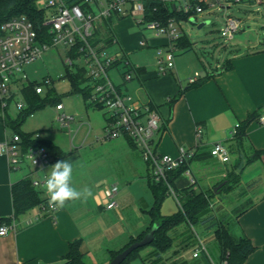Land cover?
<instances>
[{
    "label": "crops",
    "instance_id": "0c3cea01",
    "mask_svg": "<svg viewBox=\"0 0 264 264\" xmlns=\"http://www.w3.org/2000/svg\"><path fill=\"white\" fill-rule=\"evenodd\" d=\"M126 1L129 9L131 1ZM240 4L247 7L244 12L248 28L242 29L238 37L249 34L251 44H246L247 38L238 39L233 43L235 46L222 52L214 64L206 65L193 54L195 42L181 29L182 35L188 38L187 44H191L193 49L177 48L175 68L169 74L158 76L156 65L137 66L144 69L133 74L137 82L132 79L127 81L130 82L128 86L116 85L134 99L157 109L160 124L155 141L160 154L176 158L183 149L199 151L198 158L175 179L176 189L192 186L188 173L195 178L197 191L213 189L232 171L240 174L239 186L227 195H236L233 208L246 201L253 206L235 218L236 229L230 225L231 232L237 238L249 239L255 247L244 264H264V155L248 161L255 150L264 151V124L258 120L264 111V34L258 33L260 20L264 19V3ZM240 4L230 6L227 13L230 14V10ZM171 6L174 9L178 7ZM213 13L194 16L198 22V17ZM127 18L139 26L130 16H117L99 29L105 42L111 37V28L112 35L117 38V43L111 46L113 51H121L129 57L131 52L144 47L157 49L159 53L169 48L165 37L150 38L146 45L141 46L142 39L147 36L132 31L134 23L129 21L126 25ZM203 23L205 26L210 22ZM196 73L200 74L197 82L189 84V78ZM237 124L244 129L239 140L237 135L233 137L231 134ZM199 128L202 129L200 137L197 134ZM10 130L0 120V141L12 138L14 132L9 134ZM39 139L45 138L40 136ZM45 140L57 146L54 141ZM104 142L110 150L97 163L98 167L91 169L83 168L81 161L89 155L88 150L69 153L61 149L63 155L58 159L51 154L52 162L44 170L45 174L57 161L72 158L76 164L73 185L82 189V181L87 178L93 193L87 202L68 203L57 211L54 218L43 217L40 206L17 219L13 217L12 185L26 178L32 168L11 171L7 158L0 156V227L9 226L7 235H0V264H63L70 253V244L77 240L81 241V250L89 263L109 264L114 253L122 251L131 239L138 238L149 228L152 221L149 211L154 205L150 164L127 137ZM218 142L228 147L230 162L221 163L210 156L211 147ZM115 185L120 188L114 198L117 207L108 209L104 191ZM241 189L246 193L240 196Z\"/></svg>",
    "mask_w": 264,
    "mask_h": 264
},
{
    "label": "built area",
    "instance_id": "2783aa9c",
    "mask_svg": "<svg viewBox=\"0 0 264 264\" xmlns=\"http://www.w3.org/2000/svg\"><path fill=\"white\" fill-rule=\"evenodd\" d=\"M243 2L263 4L264 0H190L185 6H178L176 9L184 13L193 12L194 15L223 10L224 27L221 29V36L224 41H232L242 30L243 22L240 18L229 15L227 9ZM38 3L40 8L48 12L44 25L49 27V41L41 39L26 16L14 17L0 25V108L3 116L6 110L11 111L12 106L18 112L27 107L23 88L31 79L26 67L41 59L50 49H63L66 54L63 62L67 73H76L79 69L85 73L87 80L82 88L89 93L86 102L90 106L105 109L109 114L104 127V138L110 140L129 137L150 164L155 179L168 183V172L190 161L195 151L183 149L176 158L157 151L155 136L160 124L157 109L121 91L109 74L110 69L122 63L126 68L123 78L125 81H131L138 67L132 65L123 52L111 49V46L117 43L114 35L108 42L101 41L96 45L91 40L104 23L117 16H130L150 33L149 37L142 39L141 46L146 45L150 38L165 37L168 40L169 48L160 51L156 62L157 75L165 76L175 68V42L182 36V31L176 27V21L170 20L162 24L146 20L144 0L131 2L129 9L125 8L128 4L126 0H85L82 4L72 6L65 0H39ZM194 15L190 19L195 18ZM199 77L200 74L196 73L189 78V84L196 83ZM52 81L50 77L43 80L48 87ZM36 92L44 94L41 84L36 86ZM56 109L57 119L64 127L70 128L75 116L65 113L62 102L57 104ZM258 120L264 124V111ZM239 127L240 124H237L231 133L233 137L238 134ZM197 134L200 137L202 129L199 128ZM35 138H40L38 133ZM21 142V137L17 134L0 141V156L7 158L11 171H24L31 167L32 171L27 177L31 178L32 185L42 192L43 197L49 200L44 189L47 176L44 170L52 162L51 153L43 146L30 147L25 151ZM210 152L211 156L221 163L231 160L230 151L222 142L214 144ZM188 174L191 185H196L195 178ZM169 191L175 196L170 185ZM118 192L119 187L116 185L105 189L104 197L108 209L117 207L114 198ZM40 210L43 217L54 218L59 209L50 206L48 202L47 206H40ZM8 232L9 226L0 227L1 236L7 235ZM199 256L200 250L196 249L193 257Z\"/></svg>",
    "mask_w": 264,
    "mask_h": 264
},
{
    "label": "trees",
    "instance_id": "16d2710c",
    "mask_svg": "<svg viewBox=\"0 0 264 264\" xmlns=\"http://www.w3.org/2000/svg\"><path fill=\"white\" fill-rule=\"evenodd\" d=\"M65 1L68 5L72 6L75 4H82L85 0ZM38 2L39 0H0V25L14 17L26 16L33 23L41 39L43 41H49L51 38L49 27L44 25V20L48 12L40 8ZM144 6L146 20L158 21L162 24H166L170 20H175L176 22L189 21L191 20V16L194 15L193 12L184 13L178 9H174L173 6L164 0H144ZM106 24H108V22H106ZM109 31L112 37L113 33L111 28ZM102 40L103 38L100 36V31L98 30L91 41L96 45ZM106 40L108 39L106 38ZM187 42L188 38L184 34L176 40L175 46L177 48H183L185 51H190L193 48L192 45L187 44ZM143 70L142 68H138L136 72L141 73ZM66 76L71 81L73 92L81 94L86 101L89 93L82 88L83 83L87 80L84 71L79 69L76 73H67L66 69ZM38 84L41 83L30 81L29 84L25 85L23 88L24 98L27 103V107L24 110L18 112L16 117L12 118L9 110H6L3 116L2 109L0 108V120L3 121L7 128H10L14 132V135L17 134L21 137L23 150L26 151L30 147L43 146L51 152L52 156L58 159L63 155L61 148L54 145L49 140L35 138L36 132L24 133L20 130L28 115H32L36 110L42 109L48 104L55 103V106H57L58 103H61L60 97L57 95L56 98L52 90H49L47 96L38 94L36 92V86ZM119 89L121 90L120 87ZM243 135L244 129L240 125L236 138L239 140ZM127 138L135 146L133 141L129 137ZM198 152L199 151L195 152L194 157L190 161L168 172V183L165 181H157L151 171L149 178L150 188L154 197V205L149 211L152 219L151 224L142 235L136 239H131L130 243L122 251L131 244L142 240L155 224L159 225V229L155 234V240L150 245L135 250L122 264H127L132 255L149 246L154 247V249L142 257L144 264H163L167 259L172 260L171 264H207L210 262L207 254H205V263L196 259L198 257H193L196 260L192 263H188L187 260L182 257L184 251L194 247L196 244L192 227L202 224L206 225L207 235L212 231L211 238L216 242L218 247L219 255L217 264H244L248 256L254 251L255 247L249 239L245 237H235L230 228L231 217L237 218L244 214L253 206V203L246 201L243 204L235 206L231 213L218 218L213 214L212 209V200L218 193L215 192L214 189L197 191L194 185L181 190L175 188V179L186 171L189 163L198 158ZM263 155L264 151L255 150L248 161L252 162ZM224 182L226 184L223 186L224 189L222 188V191L227 194L231 193L241 182L240 174H236L232 171L227 175L224 181H221L217 185ZM169 185L175 192V196L179 203V210L172 215L165 216L161 213V207L165 198L171 194ZM245 193L246 191L244 189L239 191L240 196ZM12 195L14 206L13 217L16 219L35 207L48 205V199L44 198L42 192L32 185L30 177H26L14 183L12 185ZM183 225L186 226L185 230L176 234V230ZM81 244L80 240L70 244V253L63 264H91L87 261L86 254L82 252ZM122 251L114 253L113 259Z\"/></svg>",
    "mask_w": 264,
    "mask_h": 264
},
{
    "label": "rangeland",
    "instance_id": "374dc122",
    "mask_svg": "<svg viewBox=\"0 0 264 264\" xmlns=\"http://www.w3.org/2000/svg\"><path fill=\"white\" fill-rule=\"evenodd\" d=\"M128 1L133 2L136 0ZM164 1L170 5L177 6H185V4L188 3V0ZM126 7L127 4L125 5V8ZM245 8H247L245 5L240 4V6L234 7L232 11L230 10L229 14L242 19L244 23L243 26H245L242 28L243 30L248 28L245 20L247 18L246 13L244 12ZM248 10H250V8H248ZM262 15L264 16V7ZM128 19L130 18H127L124 22L126 25H128L130 23L129 21H131ZM205 21H209L210 23L206 24L202 28H199V25ZM259 25H262V27H258V33L260 32L259 34L262 35L264 34V19L260 20ZM132 26V31L142 32L145 36L149 37L150 33L143 29L142 26H137L135 23ZM176 27L179 29V31L184 29L185 32L191 36V39L196 45L193 54L197 55L198 58L206 65L209 63L211 65L214 64L219 59L220 54L231 48L234 45L233 43H235L238 39L246 40L247 38L245 41L246 44H251L248 40L249 34L238 37L239 34L243 32V30L242 32L238 33L232 41H224V38L220 36V30L224 27L223 10H215L213 14H204L201 17H198L197 24H191L187 21L176 22ZM65 56L66 54L63 49H50L44 53L41 59L27 66L26 72L29 75L31 81L41 83V86L44 89L43 96H47L49 90L54 92L56 98L58 95L65 107V113L75 116V121L71 124L70 128L64 127L57 119L58 111H56V106L54 103L48 104L46 107L36 110L32 115H28L20 130L24 133L36 132L39 134V136H41V138L54 141L57 143L59 148L69 153H71V151L77 153V151L80 152L81 150H88L89 155L87 158L81 161L83 162V168L88 167L91 169L92 167H98L97 163L101 162L103 160L102 156L107 155L108 151L110 150V147H108L104 142L107 140L104 138V127L109 114L105 111V109L90 106L81 94L73 92L71 81L66 76V67L63 62ZM158 56L159 51L157 49L144 47L131 52L127 58H129L130 62L135 66L144 65L147 67H155ZM125 70L126 68H124V64L121 63L109 71L113 82L117 85H121L122 87L128 86V84L131 82L124 80L122 72ZM62 76H65V78H61ZM47 77H50L53 80L49 87L43 82V80ZM132 81L137 82V79H133ZM9 112L12 118H15L18 114V111H16L13 106ZM9 134H13V131L10 130ZM64 160H70L73 163V168L75 167L76 164L74 159L65 158ZM102 166L104 167V165ZM87 180L88 179L85 178L82 181V183H84V188H91V182ZM214 186L215 187L213 189L215 190L218 185ZM222 188L217 190L218 193L212 200L213 214L218 218L231 213L233 208L232 205L236 200L235 194L227 195V193L222 191ZM231 198L234 200H231ZM178 209L179 204L176 198L173 194H170L162 203L161 213L163 215H170L178 211ZM230 224L232 228L236 229L237 223L235 218L231 217ZM185 228L186 226L184 225L179 227L176 230V234L183 232ZM192 232L195 235L196 244L194 247L184 251L182 253V257H184L188 263H192L196 259L205 263V254H207L210 261L207 264H217L219 250L216 242L211 238L212 231L209 232L210 236L207 235L206 225L202 224L192 227ZM152 249H154V247L149 246L139 250L138 253L132 255L129 258L127 264H144L142 257ZM196 249L200 250V256L194 259L193 253ZM171 261V259H167L163 264H171Z\"/></svg>",
    "mask_w": 264,
    "mask_h": 264
},
{
    "label": "clouds",
    "instance_id": "9594fccd",
    "mask_svg": "<svg viewBox=\"0 0 264 264\" xmlns=\"http://www.w3.org/2000/svg\"><path fill=\"white\" fill-rule=\"evenodd\" d=\"M44 189L49 205L57 209H63L74 201L87 202L93 195L90 188L78 189L73 185V163L70 160H59L51 165Z\"/></svg>",
    "mask_w": 264,
    "mask_h": 264
},
{
    "label": "water",
    "instance_id": "95a60500",
    "mask_svg": "<svg viewBox=\"0 0 264 264\" xmlns=\"http://www.w3.org/2000/svg\"><path fill=\"white\" fill-rule=\"evenodd\" d=\"M191 23L193 24H197V21L195 18H192L190 20ZM204 26V23L199 25V28H202ZM226 183H222L220 185H218L215 189V192H217V190L219 188H222ZM159 229V225L155 224L151 230L145 235V237L140 240L137 241L133 244H131L128 248H126L124 251H122L121 253H119L111 262L110 264H122L135 250L142 248L144 246H148L150 245L154 240H155V234L157 232V230Z\"/></svg>",
    "mask_w": 264,
    "mask_h": 264
}]
</instances>
